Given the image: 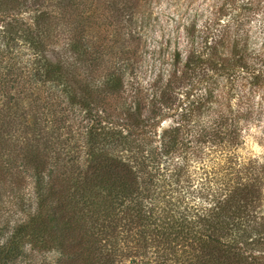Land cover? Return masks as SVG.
<instances>
[{
    "label": "trees",
    "instance_id": "1",
    "mask_svg": "<svg viewBox=\"0 0 264 264\" xmlns=\"http://www.w3.org/2000/svg\"><path fill=\"white\" fill-rule=\"evenodd\" d=\"M46 1L34 0L29 22L10 15L29 0H0V34L18 30L34 53L27 96L0 82V264H264V156L233 160L200 190L183 178L185 132L199 126V146L232 148L264 123V0H225L217 29L205 25L198 41L190 32L186 57L174 52L165 81L130 98L126 67L111 60L128 40L113 41L106 57L109 45L88 39L99 0L76 23V0L41 8ZM62 36L65 57H49ZM72 112L84 114L77 126ZM166 117L173 124L158 134ZM8 192L24 215L2 225Z\"/></svg>",
    "mask_w": 264,
    "mask_h": 264
},
{
    "label": "rangeland",
    "instance_id": "2",
    "mask_svg": "<svg viewBox=\"0 0 264 264\" xmlns=\"http://www.w3.org/2000/svg\"><path fill=\"white\" fill-rule=\"evenodd\" d=\"M57 1L47 0L39 4L42 5L41 8L43 9H53ZM128 1L132 4L119 7L121 3L119 5L114 3L110 6L108 3H104L105 0H99L96 5L99 6L101 11L96 12L92 27L89 23H85V26L88 39L92 38L93 41H96V46L104 44V48L107 49L106 46L109 45L110 50L106 57H109L112 52L111 44L112 47L117 46V44L112 43L113 41L128 40L122 51L126 54L114 56L111 60L124 68L126 67L128 89L124 93V95H127L125 97L130 98L131 91L138 87L143 89L142 95L148 96L151 92L148 90L150 85L162 77L164 82L169 73L172 72L174 52L179 49L184 58L186 57L185 52L189 48L188 42L192 40L189 36L190 32L195 34L194 39L198 41L202 39L205 25H210L214 30L217 29V13H219V9L225 0ZM76 2L79 4L80 10L83 11L81 16L74 15L72 23L78 22L83 15H90L92 11L90 0H76ZM33 3L34 0H29L27 4L11 11L10 15H15L20 21L31 22V18L35 13L34 10L37 9V6ZM102 8L105 9L104 12ZM260 18L262 17L260 16ZM81 22L83 23V19H81ZM118 24L122 26L119 33L114 27ZM14 26H19V23H15ZM99 33L102 36L101 39ZM262 34H264V31H262ZM3 36L4 34H0V82L6 83L5 85L11 88L14 97L19 96L20 93L21 96H27L26 94L31 91L29 87H32L29 81V72L31 61L34 59L33 50L20 38L19 31H16V29L10 30L5 37ZM132 36H134V40ZM66 39L67 36H62L60 39L55 38L50 42L46 48L48 56L51 58L65 57V46L68 42V39ZM262 41L264 40L261 38L259 50L264 49V45H261ZM41 87L39 89L42 95L41 102H43L48 94L45 90H41ZM2 100L3 96L0 94V101ZM48 102L56 104L54 108L58 107V96L48 98ZM83 116L84 114L79 112H72L70 122L77 126V119L83 118ZM172 118L166 117L158 129V134L162 132V129L171 127L173 124ZM209 119L207 115L194 118L197 123H203ZM45 124L43 121L42 125ZM196 128L198 129L199 126ZM197 129L193 128V132L191 130L188 133L189 135L185 132L186 140L184 139V143L188 144L186 154L188 165L183 173V178L191 190H200L204 183H207L210 179L213 180L216 175H221L223 173L222 168H225L227 164H231L233 160L249 163L251 160L264 156V123L252 124L246 128L240 143L237 147L232 148H214L212 145L199 146L195 140V135L199 132ZM177 159L178 157L174 158L175 161ZM164 165L165 160L163 161ZM27 185L28 190L31 191V183ZM188 195L195 196V194L190 193ZM3 196L1 214H3L5 220L2 219V225L6 224L8 219L14 221L16 217L20 218L24 215L22 212L18 213L20 210L17 206V196H14L12 192L5 193ZM4 233L0 231V239H3L1 236ZM55 257L56 253L54 252L48 254V259H55ZM31 260V257H28L13 264H29Z\"/></svg>",
    "mask_w": 264,
    "mask_h": 264
}]
</instances>
